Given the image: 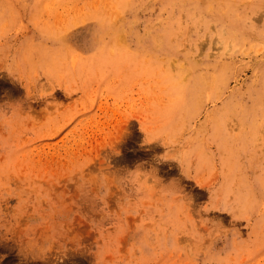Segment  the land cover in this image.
<instances>
[{"label":"rangeland","instance_id":"rangeland-1","mask_svg":"<svg viewBox=\"0 0 264 264\" xmlns=\"http://www.w3.org/2000/svg\"><path fill=\"white\" fill-rule=\"evenodd\" d=\"M0 264H264V0H0Z\"/></svg>","mask_w":264,"mask_h":264}]
</instances>
